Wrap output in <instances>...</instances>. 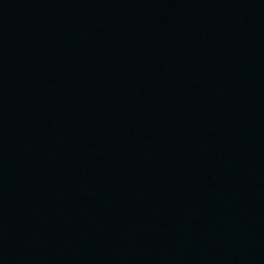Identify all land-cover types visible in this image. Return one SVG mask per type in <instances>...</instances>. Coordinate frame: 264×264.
<instances>
[{
	"label": "water",
	"instance_id": "95a60500",
	"mask_svg": "<svg viewBox=\"0 0 264 264\" xmlns=\"http://www.w3.org/2000/svg\"><path fill=\"white\" fill-rule=\"evenodd\" d=\"M0 264H264V0H0Z\"/></svg>",
	"mask_w": 264,
	"mask_h": 264
}]
</instances>
